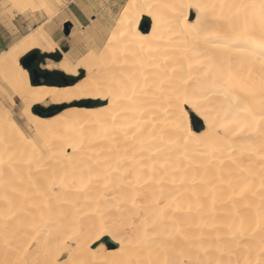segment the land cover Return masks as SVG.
<instances>
[{
	"label": "bare ground",
	"instance_id": "1",
	"mask_svg": "<svg viewBox=\"0 0 264 264\" xmlns=\"http://www.w3.org/2000/svg\"><path fill=\"white\" fill-rule=\"evenodd\" d=\"M76 28L87 51L41 65L72 83L20 64L57 50L46 28L0 53L33 129L0 104L3 264H264V0H129L106 38Z\"/></svg>",
	"mask_w": 264,
	"mask_h": 264
},
{
	"label": "rangeland",
	"instance_id": "2",
	"mask_svg": "<svg viewBox=\"0 0 264 264\" xmlns=\"http://www.w3.org/2000/svg\"><path fill=\"white\" fill-rule=\"evenodd\" d=\"M65 1L62 0L60 2L61 5L65 4L63 5V7L62 6L57 7L56 9L53 8L55 10L54 12H52L53 17L48 18L49 17L48 12L44 9V6L41 5V3L38 0L36 1L29 0L28 2H23L22 0H0V53L6 50L7 48H9L13 43L17 42L18 40L22 39L24 36L29 34L32 30L40 29V28L48 29L50 34L52 35V39L54 43L58 44L59 46L57 50H54L52 54H42L37 50L35 51L39 54V56H41L42 62H38L37 64H34V61H33V63L31 64V67L29 70L30 71L29 75L31 78L29 79L30 81L31 80L34 81L33 84H38V82L40 81L39 77H35L33 74V71H39V70H41L39 72L41 75L40 77L41 79L44 80L43 83L46 85H50L51 83L55 84L56 82H64L66 81V79H67L66 82L72 83L82 77V75H79L77 78H73V77H68V76H65L59 73L64 76V78H62L64 80H62L61 77L57 75L58 72H51V71H47L41 68V65L42 66L45 65L46 60L55 61L53 60L52 56H54V58L60 59L61 57L60 51H63V52L68 51L69 53L71 52L70 55H72L74 59L81 57L87 51L85 41L80 39L81 35L79 36L80 38L78 37L77 39L75 38L72 39L69 37L70 33L74 31L81 33V30L76 28V23L74 20H72V18L71 19L65 18L66 16H70L69 14L70 0H65ZM75 1H79V0H75ZM128 1L129 0H122L119 5L113 6L114 7L113 9L111 7L110 0H95V1L92 0L91 1L94 5L98 4V6L94 8L93 11H91L90 13L96 15V19L100 20L103 24L102 31L98 32L100 37L106 38L108 36L110 30L114 26L115 20L119 12L123 9L125 3H127ZM50 5L52 6L56 5V1L52 0ZM193 16L194 15L192 14V18ZM66 20H68L69 22ZM67 24H69L71 28H70L69 34L65 35L64 26ZM141 24L148 25V20L147 19L143 20L140 23V26ZM85 32L89 33L91 31L86 29ZM90 34L91 33H89V36ZM28 55L29 54H27L26 56ZM44 75H47V76L45 77ZM1 98L2 97L0 96V100H1L0 104L3 103L4 107L12 111L14 115V119L16 120L18 125L21 127V129L24 132H26L25 135L27 136V138L30 139L31 135L33 134V129L25 123L24 119H22L19 113V101L17 99H14L15 104L13 106H10L8 103H6ZM87 102H91V101H87ZM102 105L103 103L94 104V106L96 107H100ZM72 106H74V104L71 106H68V105L60 106V105H50L46 103L45 105H37V107L34 106L33 111L41 115L51 116V115H54L62 111L63 109H66ZM190 124L196 130H199L202 128L201 121L199 120L197 121V119H194L193 117L190 118ZM114 247L115 246L112 244L110 246V249H113ZM0 264H3L1 259H0Z\"/></svg>",
	"mask_w": 264,
	"mask_h": 264
},
{
	"label": "crops",
	"instance_id": "3",
	"mask_svg": "<svg viewBox=\"0 0 264 264\" xmlns=\"http://www.w3.org/2000/svg\"><path fill=\"white\" fill-rule=\"evenodd\" d=\"M91 1L92 0H79V1L70 0L69 2L70 17H72L74 21L78 23L82 28H86L87 26L92 25V23L96 21L101 22L100 20L96 19V15L90 13L91 11H93L94 8L98 6V4L94 5ZM110 1H111V7L113 9L114 8L113 6L119 5L122 0H110ZM81 5H84V7H86L88 11L84 12L80 7Z\"/></svg>",
	"mask_w": 264,
	"mask_h": 264
},
{
	"label": "water",
	"instance_id": "4",
	"mask_svg": "<svg viewBox=\"0 0 264 264\" xmlns=\"http://www.w3.org/2000/svg\"><path fill=\"white\" fill-rule=\"evenodd\" d=\"M70 28L71 27H70L69 24H67V25L64 26V34L65 35H68L69 34ZM141 28L144 29V31H147L148 30V25L147 24H145V25L144 24H141ZM35 58H36L35 52H32L31 54H29L28 56H25L24 58H22L20 60L21 66L25 70H27L28 74L30 72L29 70H30L31 64L33 63V61L35 60ZM40 71L41 70H39V71H33L34 76L35 77H40L41 76L40 73H39ZM52 72H55V71H52ZM29 78H31L30 75H29ZM32 82H34V81H32ZM42 84L43 83H38V84H34V85H42Z\"/></svg>",
	"mask_w": 264,
	"mask_h": 264
},
{
	"label": "snow or ice",
	"instance_id": "5",
	"mask_svg": "<svg viewBox=\"0 0 264 264\" xmlns=\"http://www.w3.org/2000/svg\"><path fill=\"white\" fill-rule=\"evenodd\" d=\"M232 85L230 84V81L229 80H225L224 82H223V84H222V87H231ZM185 103H186V101H185ZM240 110H244V109H240ZM102 231H103V229L101 228V232L100 233H98V235L99 234H102ZM57 264H59V261H57Z\"/></svg>",
	"mask_w": 264,
	"mask_h": 264
},
{
	"label": "flooded vegetation",
	"instance_id": "6",
	"mask_svg": "<svg viewBox=\"0 0 264 264\" xmlns=\"http://www.w3.org/2000/svg\"><path fill=\"white\" fill-rule=\"evenodd\" d=\"M36 58L34 60V64H37L38 62H42V58L41 56H39V54L37 52H35ZM55 76V75H53Z\"/></svg>",
	"mask_w": 264,
	"mask_h": 264
},
{
	"label": "trees",
	"instance_id": "7",
	"mask_svg": "<svg viewBox=\"0 0 264 264\" xmlns=\"http://www.w3.org/2000/svg\"><path fill=\"white\" fill-rule=\"evenodd\" d=\"M53 57V60H56V61H58L59 59L58 58H54V56H52ZM57 74V73H56ZM58 76H60L61 77V79L62 78H64V76L63 75H61V74H57ZM62 80H64V79H62ZM52 84H54V83H52ZM54 85H61V84H59L58 82H56Z\"/></svg>",
	"mask_w": 264,
	"mask_h": 264
}]
</instances>
